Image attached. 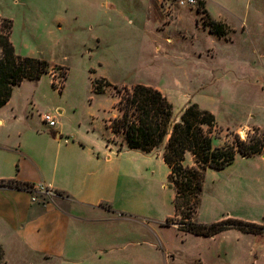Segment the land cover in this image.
I'll return each mask as SVG.
<instances>
[{"label": "rangeland", "instance_id": "1", "mask_svg": "<svg viewBox=\"0 0 264 264\" xmlns=\"http://www.w3.org/2000/svg\"><path fill=\"white\" fill-rule=\"evenodd\" d=\"M203 2L207 14L227 26L226 36L210 33L200 21L196 25L199 0L192 6L179 0H0V17L12 20L22 55L42 57L67 71L62 91L51 86L53 71L58 84L62 72L50 69L39 81L14 87L12 104L34 129L46 128L38 116L45 112L62 122L64 132L101 139L107 119L118 114L112 107L114 87L142 83L166 94L174 120L189 102L211 111L223 129L214 145L231 139L226 128L241 139L252 135L255 126L264 133V0ZM92 80L104 93L93 91ZM106 80L112 85L106 87ZM173 94L189 102L172 101ZM106 137L118 144L122 136L107 131ZM162 151L163 145L154 154ZM143 157L131 151L121 156L125 202L117 217L94 224L137 228L136 236L127 238L128 255H150L156 238L147 225H164L174 213L167 166L155 155L149 162H140ZM184 163H192L189 153ZM200 201V222L224 216L263 220L264 150L248 158L236 156L225 170H208ZM254 258L247 264H255ZM159 259L164 262L161 254Z\"/></svg>", "mask_w": 264, "mask_h": 264}, {"label": "crops", "instance_id": "2", "mask_svg": "<svg viewBox=\"0 0 264 264\" xmlns=\"http://www.w3.org/2000/svg\"><path fill=\"white\" fill-rule=\"evenodd\" d=\"M194 9L196 25L200 21L207 29ZM11 40L16 53L22 55L13 33ZM193 51L200 59L201 48L196 46ZM26 81L31 80H23L15 87L25 86ZM64 87L65 82L62 90ZM172 97V101L186 98ZM57 112L61 118L62 112ZM44 113L38 114L41 121ZM107 123L101 139H89L77 132H64L60 120L53 128L43 122L46 128L41 130L26 125V115L17 112L12 96L0 106V180L14 179L33 187L42 184L63 193L44 199L33 189L0 186L2 264H10L11 260L14 264H247L252 256L255 264L264 262V235L237 229L198 236L176 225H147L156 241L150 244L154 248L150 255L144 256L128 255L125 248L127 238L136 236L137 228L94 225L110 215L117 217L125 202L123 154H142L145 157L140 162L152 161L154 155L162 161V152H143L125 143L119 150L122 137L118 144L109 142L106 132H112ZM257 223L264 226V219Z\"/></svg>", "mask_w": 264, "mask_h": 264}, {"label": "trees", "instance_id": "3", "mask_svg": "<svg viewBox=\"0 0 264 264\" xmlns=\"http://www.w3.org/2000/svg\"><path fill=\"white\" fill-rule=\"evenodd\" d=\"M196 9L210 33L227 35V26L207 14L203 0H199ZM12 25L11 19L0 17V106L8 102L13 88L23 80L38 81L50 69L62 72L64 80L61 84L55 80V71L51 82L53 87L61 91L66 79V67L52 66L42 57L16 53L11 40ZM92 81L93 91L104 93L103 87ZM111 85L108 80L105 81L106 87ZM114 88L116 101L112 107L118 114L108 119L107 127L113 134L122 136L118 149L125 143L128 148L151 152L164 144L161 158L169 170L168 185L174 190V214L165 219L164 225H176L179 230L198 236H212L229 229L264 235V226L251 221L229 216L208 223L196 219L206 170L223 169L236 156L250 157L262 153L264 133L258 127H254V133L245 139L226 128V135L231 139L225 140L222 145H214L216 134L223 132V129L218 125L215 115L200 108L197 103L189 102L180 111L178 119L174 120L172 104L156 87L137 83L130 87ZM186 153L192 157L191 164L184 163ZM0 186L29 190L33 187L32 184H20L14 179L0 180ZM56 194L63 195L61 192ZM2 254L0 247V264L3 263Z\"/></svg>", "mask_w": 264, "mask_h": 264}, {"label": "built area", "instance_id": "4", "mask_svg": "<svg viewBox=\"0 0 264 264\" xmlns=\"http://www.w3.org/2000/svg\"><path fill=\"white\" fill-rule=\"evenodd\" d=\"M196 3V0H179V4L182 6H192ZM42 121L48 126V127H55L57 124V118L50 114V113H44L42 115ZM59 137H61L60 134H58ZM65 142L67 141L66 139L64 140ZM33 190L39 191L43 195H47L48 197L56 196V193L50 189L48 186L45 185H37L35 187H32Z\"/></svg>", "mask_w": 264, "mask_h": 264}]
</instances>
